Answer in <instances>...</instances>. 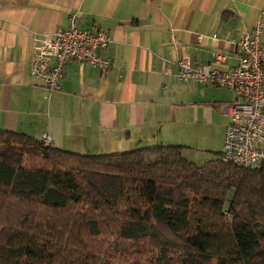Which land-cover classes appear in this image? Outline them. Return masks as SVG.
Wrapping results in <instances>:
<instances>
[{"label": "crops", "instance_id": "1", "mask_svg": "<svg viewBox=\"0 0 264 264\" xmlns=\"http://www.w3.org/2000/svg\"><path fill=\"white\" fill-rule=\"evenodd\" d=\"M105 29L108 70L74 60L49 91L30 71L33 37L67 27ZM261 19L264 0H0V129L83 154L181 146L196 165L219 158L242 98L210 83H181L177 59L226 71L234 40ZM201 37L198 39V37ZM264 43V34H262Z\"/></svg>", "mask_w": 264, "mask_h": 264}, {"label": "trees", "instance_id": "2", "mask_svg": "<svg viewBox=\"0 0 264 264\" xmlns=\"http://www.w3.org/2000/svg\"><path fill=\"white\" fill-rule=\"evenodd\" d=\"M104 242L115 264H264V161L83 154L0 129V264H108Z\"/></svg>", "mask_w": 264, "mask_h": 264}, {"label": "built area", "instance_id": "3", "mask_svg": "<svg viewBox=\"0 0 264 264\" xmlns=\"http://www.w3.org/2000/svg\"><path fill=\"white\" fill-rule=\"evenodd\" d=\"M78 13L68 14V26L42 36H34L31 49V73L49 90L60 88L63 68L70 60L86 63L105 71L114 66L104 50L111 41L99 27L79 28ZM264 23L259 18L249 31L234 40L238 53L235 66L226 71L211 68L183 56L175 62V77L181 83H210L232 90L242 101L231 110L226 125L221 158L243 167L264 161ZM201 37L199 36L198 39ZM44 145H50L48 133H42Z\"/></svg>", "mask_w": 264, "mask_h": 264}, {"label": "rangeland", "instance_id": "4", "mask_svg": "<svg viewBox=\"0 0 264 264\" xmlns=\"http://www.w3.org/2000/svg\"><path fill=\"white\" fill-rule=\"evenodd\" d=\"M231 193H232L231 191L228 192V197L231 196ZM103 247L105 249H107V250L105 251L106 252L105 256L102 257V261L104 263H108V264H115V263H117V260H115V261L112 260L113 258H117L118 257V253H116L114 251L113 245H109L108 243H105L104 242L103 243Z\"/></svg>", "mask_w": 264, "mask_h": 264}, {"label": "water", "instance_id": "5", "mask_svg": "<svg viewBox=\"0 0 264 264\" xmlns=\"http://www.w3.org/2000/svg\"><path fill=\"white\" fill-rule=\"evenodd\" d=\"M259 230L262 231V228H260Z\"/></svg>", "mask_w": 264, "mask_h": 264}]
</instances>
